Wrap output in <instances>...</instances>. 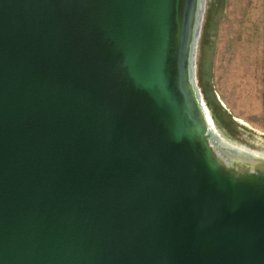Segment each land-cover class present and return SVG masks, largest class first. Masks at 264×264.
Here are the masks:
<instances>
[{
  "label": "water",
  "instance_id": "1",
  "mask_svg": "<svg viewBox=\"0 0 264 264\" xmlns=\"http://www.w3.org/2000/svg\"><path fill=\"white\" fill-rule=\"evenodd\" d=\"M203 1L0 0V264H264V152L220 155L194 83Z\"/></svg>",
  "mask_w": 264,
  "mask_h": 264
},
{
  "label": "rangeland",
  "instance_id": "2",
  "mask_svg": "<svg viewBox=\"0 0 264 264\" xmlns=\"http://www.w3.org/2000/svg\"><path fill=\"white\" fill-rule=\"evenodd\" d=\"M193 65L217 133L264 152V0H204Z\"/></svg>",
  "mask_w": 264,
  "mask_h": 264
},
{
  "label": "bare ground",
  "instance_id": "3",
  "mask_svg": "<svg viewBox=\"0 0 264 264\" xmlns=\"http://www.w3.org/2000/svg\"><path fill=\"white\" fill-rule=\"evenodd\" d=\"M193 74H194V65H193ZM194 78V77H193ZM194 83H195V78H194ZM196 85V83H195ZM197 87V85H196ZM198 89V87H197ZM198 93H199V90H197ZM199 96H200V93H199ZM200 102H201V107L203 109V113H204V116L206 118V124L208 125V127L210 128V130H214L213 131V134H211V136L209 137V140H210V143L212 144L213 148L222 156L224 157H230V158H234L236 160H239V161H245V160H249L247 158H245V154L243 153H240V152H237V151H233L231 150L228 146H226L225 144H221L223 143V137H221L219 135V133H217V131L214 129L213 127V124H212V121L206 111V108L205 106L203 105L202 103V100H201V96H200ZM256 151V150H254ZM254 151H251L252 153L256 154V155H259V156H263L261 155L260 153L258 154L259 151H257V153H255ZM263 153V152H261ZM251 163L253 162V160H250Z\"/></svg>",
  "mask_w": 264,
  "mask_h": 264
}]
</instances>
